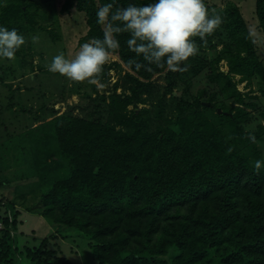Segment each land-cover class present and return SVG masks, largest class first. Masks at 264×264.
Returning a JSON list of instances; mask_svg holds the SVG:
<instances>
[{"label": "trees", "instance_id": "1", "mask_svg": "<svg viewBox=\"0 0 264 264\" xmlns=\"http://www.w3.org/2000/svg\"><path fill=\"white\" fill-rule=\"evenodd\" d=\"M58 1L0 0V25L30 35L17 64L0 61V264H74L50 245L58 235L100 264H264V60L240 6L206 0L229 40L195 37L186 70L136 71L120 35L101 82L110 68L118 79L101 92L33 62L32 38L57 43L61 14L85 15L82 43L103 37L96 11L109 0H64L59 12ZM252 12L264 35V0ZM203 74L214 88L197 86ZM238 75L257 88L241 92ZM73 94L93 101V119L57 115L53 100ZM24 212L55 232H25Z\"/></svg>", "mask_w": 264, "mask_h": 264}, {"label": "clouds", "instance_id": "2", "mask_svg": "<svg viewBox=\"0 0 264 264\" xmlns=\"http://www.w3.org/2000/svg\"><path fill=\"white\" fill-rule=\"evenodd\" d=\"M96 22L105 26L102 38H91L83 43L74 56L63 52L52 57L47 70L70 81L86 82L102 91L106 85L101 74L110 62L113 52L121 48L120 35L127 34L128 51L135 54L129 66L136 71L159 69L179 70L197 54L195 37L205 40L219 29L224 20L215 9H209L206 0H146L136 3L128 0H109L96 11ZM36 37L32 42H37ZM27 43L16 28L0 25V61L13 60ZM264 161H255L259 171Z\"/></svg>", "mask_w": 264, "mask_h": 264}, {"label": "rangeland", "instance_id": "3", "mask_svg": "<svg viewBox=\"0 0 264 264\" xmlns=\"http://www.w3.org/2000/svg\"><path fill=\"white\" fill-rule=\"evenodd\" d=\"M62 1L59 0L57 5V11L59 12L61 8ZM213 4L218 6L220 9H225L226 7H232L233 5H238L243 11V14L246 18L248 27L252 31V36L255 40V42L258 44V49L260 54L262 55V58L264 60V35L261 31H259L257 26L256 18L253 15V10L255 9L256 0H211ZM218 11V10H216ZM60 20V28L56 29L57 35L60 34V37L58 38V42L54 43L52 38L48 36V33H46V37H40V39H37L36 48L37 50H33V53L35 54L33 58L34 63H47L49 64L52 60V57L59 54L60 52H63L66 56H74L75 53L79 50L82 43V37L87 32V25L85 23V15L81 12H78L77 10H74L71 14H61L59 16ZM54 28V27H53ZM220 33L219 35H216L214 37V43L216 42V48H206L202 49L203 52H205V55L208 56L210 59L214 55V50L220 51L223 47V43L217 42L218 36L223 38L225 41L229 40V36L227 35V30L224 28V26H221L219 29H217ZM24 36L28 35L27 31H19ZM26 45V44H25ZM42 53V57H41ZM17 55V54H16ZM31 59V57H29ZM120 61L119 58L116 55H112L110 62L107 64L109 65L112 62ZM18 62V56L9 63V64H17ZM8 64V65H9ZM220 68L224 71H228V63L226 60L221 61ZM14 69L15 67L12 66ZM110 82L106 85L104 89H107L110 91L112 86L116 83L118 79V75L116 73V70L114 68H110ZM205 74V73H204ZM201 75L198 82V87H210L214 88V84L210 83L206 77ZM21 78L17 79L16 81H20ZM60 80H63V83H65L67 86L71 85L73 81H70L68 78L61 75ZM234 80L237 82L238 89L246 93L250 89H256L257 84L252 82L251 84L245 80H240V75L234 76ZM162 82L163 80L160 79ZM196 86V87H197ZM58 91H61L62 88L58 86ZM69 87H67L68 89ZM4 89V88H2ZM66 89V88H65ZM118 91H121V88H119ZM103 92V91H101ZM258 93V92H256ZM108 95V92L106 93ZM259 95L264 99V96L259 93ZM70 96H67V101L60 102V99H54L52 104L54 106V110L57 112V115H60L64 113L67 108L74 107V112L76 115L84 116L88 119H93L94 115L92 114V110H94V103L93 101H90L89 97L85 95L80 94H73L70 98ZM55 103V104H54ZM74 105V106H73ZM141 106V105H140ZM58 109V110H57ZM10 189L5 190V194H9ZM1 228V223H0ZM36 230L37 235L44 237L50 233L55 232V228L42 216H39L37 214L31 213V212H24V224L22 225V230L25 232H28L30 230ZM72 239L68 240L60 235H58L57 238H52L51 246L61 249V254L68 257L73 261L74 264H100L97 260L93 259L92 254L89 252V250L81 251L80 247H76L74 243L71 241ZM77 244H79V241H77ZM57 245V246H56ZM92 262V263H91Z\"/></svg>", "mask_w": 264, "mask_h": 264}, {"label": "crops", "instance_id": "4", "mask_svg": "<svg viewBox=\"0 0 264 264\" xmlns=\"http://www.w3.org/2000/svg\"><path fill=\"white\" fill-rule=\"evenodd\" d=\"M17 82H18V81H16L15 83H17ZM33 85H34V84H33ZM21 86H23V87L25 88L27 85H26V84L24 85L23 83H21ZM24 88H23V91L25 90ZM49 95H50V94H49Z\"/></svg>", "mask_w": 264, "mask_h": 264}, {"label": "water", "instance_id": "5", "mask_svg": "<svg viewBox=\"0 0 264 264\" xmlns=\"http://www.w3.org/2000/svg\"><path fill=\"white\" fill-rule=\"evenodd\" d=\"M206 104H207V105H211V103H210V102H206ZM218 112H221V110H220V109H218Z\"/></svg>", "mask_w": 264, "mask_h": 264}]
</instances>
